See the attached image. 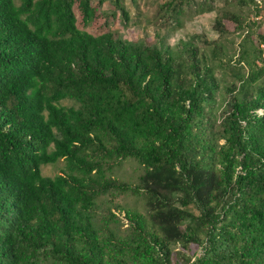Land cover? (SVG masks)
Wrapping results in <instances>:
<instances>
[{"label": "trees", "instance_id": "obj_1", "mask_svg": "<svg viewBox=\"0 0 264 264\" xmlns=\"http://www.w3.org/2000/svg\"><path fill=\"white\" fill-rule=\"evenodd\" d=\"M106 1L127 18L119 0H0V264H264V37L255 45L239 14L213 21L252 43L218 123L198 42L213 55L219 43L123 40ZM190 3L169 2L161 23L178 25ZM263 3L239 0L256 19ZM128 159L138 183L111 176ZM126 194L145 214L101 208Z\"/></svg>", "mask_w": 264, "mask_h": 264}, {"label": "rangeland", "instance_id": "obj_2", "mask_svg": "<svg viewBox=\"0 0 264 264\" xmlns=\"http://www.w3.org/2000/svg\"><path fill=\"white\" fill-rule=\"evenodd\" d=\"M120 5L127 13V18L123 17L120 8L115 7L111 1H106L103 6V12L110 17L115 16L113 20L112 30L119 34L123 40L129 42H146L156 45L163 49H175L182 42L191 41L192 38L200 36L205 37L208 41H217L222 47V51L218 55H213L209 47L198 42L199 47L207 52L209 59L215 67V77H217L220 91L217 95V101L213 110L215 120L219 123L228 109L226 89L239 79L238 77L247 75L249 69L246 62L239 63L242 58V46L246 43V50H251V41L247 42L248 32L254 40L255 45L262 44L261 37H264V3L262 13L255 18L253 6L241 9L239 0H216L214 11L211 13H199L198 5L201 0H192L189 7L185 9V13L180 18L178 25L173 24L167 27L161 23L160 16L163 15L162 8L168 7V3L172 0H119ZM225 11L239 14L243 17L246 23V29L239 31L235 35L221 36L214 29L215 19L221 17ZM252 24L250 27L249 25ZM233 30V27H232ZM264 49V46L261 45ZM260 82H264V78ZM65 106H71L72 102H63ZM64 167V162H60L55 166H46L42 168V174L45 177L54 178L60 174ZM142 175V168L134 160L128 159L122 161L121 165L115 168L111 174L113 178L125 181L138 183ZM100 206L103 211L113 209L115 206L146 212V204L143 198L133 196L131 194L121 196H104L101 198ZM120 214V213H117ZM121 216V214H120ZM128 229V224L123 223L118 227V230L125 233ZM51 264H54V261ZM49 262V261H48ZM40 264H46L42 261Z\"/></svg>", "mask_w": 264, "mask_h": 264}]
</instances>
